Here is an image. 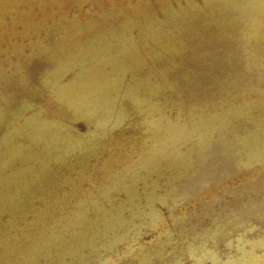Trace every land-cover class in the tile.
<instances>
[{
	"label": "rangeland",
	"instance_id": "374dc122",
	"mask_svg": "<svg viewBox=\"0 0 264 264\" xmlns=\"http://www.w3.org/2000/svg\"><path fill=\"white\" fill-rule=\"evenodd\" d=\"M75 29L81 44L101 47L108 36L119 34L138 48L144 57L141 69L154 88L160 87L156 88L160 90L156 101L161 111L142 118L132 100L121 91L115 103L116 116L109 122L108 130L113 129L118 113L124 115V123L109 132L86 124L84 119L78 120L62 108L43 84L41 74L49 68L48 58L56 52L57 44ZM168 39L178 45L179 51H158L153 41ZM0 74H4L0 79V108L6 118H14L22 100H29L33 107L24 112L26 118L42 113L47 121L61 125L63 136L102 144L97 146L99 151L94 146L64 162L50 161L44 180L54 185L53 192L47 199H40L47 188H42L43 183L32 182L36 184L33 187L40 186L33 191L32 213L1 212L0 238L9 237L16 243L17 257L22 253L32 255L26 237L35 226L43 233L56 220L68 223L70 218L60 205L54 204L56 197L66 199L68 212L74 210V203H82L95 227L92 194L108 208L127 201L125 193L114 192L110 204L101 199L102 188L105 182L122 176L127 160H139L142 153L152 148L155 134L148 130L152 120L192 128L210 115L232 111L237 112L236 117L216 124L210 135L187 133L178 146L180 150L174 147L167 151L166 154L179 153L180 162H185L187 168L175 169L166 160L161 169L140 180L138 199L129 200L121 208L127 218L134 215L136 226L130 228L133 236H139L136 242L125 241L116 251H107L100 244L105 238L98 237L97 248L84 251L83 264H102V257L111 255L119 264H142L140 253L145 251L151 261L144 264H206L205 259L212 252L218 259L209 264H224L229 258L264 257V169L254 157L247 156L241 145L253 140L261 126L264 131V0H0ZM20 74L24 80L17 78ZM71 78L72 73L66 76ZM125 79L126 85L131 82L129 76ZM10 93L14 100L8 103L4 99L10 98ZM9 123L19 120L0 122V142L11 128ZM105 131L110 135L97 142ZM208 140L212 143L204 145ZM112 143L126 146L125 152ZM120 153L124 161L113 162ZM130 179L127 176L125 181L131 184ZM153 189L157 194L173 191L167 206L160 202L154 205L163 217L158 230L149 229V217L142 214L148 206L145 195ZM64 193L69 195L64 197ZM21 194L18 196L24 205L29 204ZM42 208L49 212L42 214ZM37 210L41 214L38 218ZM124 231L120 228L116 233ZM203 234L208 238V251L191 258L190 246L202 244ZM161 243L165 245L161 247ZM130 245L134 254L124 255ZM58 258L54 254L51 260L40 259L39 264H82L72 257L63 261Z\"/></svg>",
	"mask_w": 264,
	"mask_h": 264
},
{
	"label": "bare ground",
	"instance_id": "6f19581e",
	"mask_svg": "<svg viewBox=\"0 0 264 264\" xmlns=\"http://www.w3.org/2000/svg\"><path fill=\"white\" fill-rule=\"evenodd\" d=\"M252 10L253 9H249V12L252 13ZM261 37H259L260 41L262 40ZM153 42L158 51H179L178 45L171 39L165 41L156 40ZM81 43L82 39L78 33V29L73 30L69 36L63 38V40L57 44L54 54H48L50 57L48 58L49 68L44 71L45 73L41 74L43 84L49 87L51 90L50 92H52L56 101L62 108L66 109L70 114L77 116L78 120L84 119L88 122H86V124H92L97 129L102 130H108L109 122L116 116L114 108L115 103H117L120 98L121 91L125 92V94H123L125 97H129L132 100V105L140 114L142 113V118H145L152 112L161 111L156 101L160 93V87L155 86L154 88L152 83L148 81V74L141 69L144 66V57L141 55V51L134 45L127 43L123 35L112 34L108 36L105 45L101 47H93ZM155 55V57L158 56V54ZM18 70L21 71V69ZM71 73L72 78L69 80L66 79V76ZM3 75L0 74V79ZM126 76L131 78L132 83L129 81L130 83L127 82L126 85L123 82L128 79H125ZM17 78L24 80L22 74L18 75ZM23 82L24 81H21L20 83ZM28 92H30V90ZM12 95L10 98L7 97L8 99L4 100L8 103L13 102L14 99ZM28 101L22 100L20 108L15 114L16 116L12 119L8 116V118H6L5 115L7 114L0 108V122L4 121L8 123L11 121L17 122L19 120V123H9V125H12L8 126V128H11L5 132L0 142V216L2 214L1 212L6 210L10 212L20 211V213L23 214L32 213L35 210V205L32 201L34 198L33 191L34 188L40 187H33L32 184L43 183L42 188H47V190L45 193H42L43 195L40 199L48 198L47 195L53 192L52 190L54 187L50 181L44 180L46 172L48 171L47 164H49L50 161L57 160L64 162L68 157L77 152L82 153L84 150L91 149L94 146L97 147L98 145L102 147L101 143L95 144L91 140L82 143V141H78V139L71 140L70 136H63L64 134L62 135L60 133L61 125H57L58 123L56 121L52 123L47 121L46 117H42V113L33 115L32 113L34 111H30L33 116L26 118L24 112L33 107ZM17 105L19 104H16V106ZM41 111H43V109ZM118 114L113 129H117V127L124 123V115L122 113ZM236 114L237 112L235 111L230 112V114L224 112L213 114L206 119L199 120L192 128L172 122L164 124L160 119L152 120L148 128L150 132L153 131V134H155L152 148L142 153L139 160L131 158L127 160L126 162H128V165L123 170L122 176H118L114 181L105 182L102 188L101 199L104 198L110 204L113 200L114 192L125 193L127 201H122L123 203L120 202L121 204L118 206L111 205L108 208L100 203V200L95 199L92 194L90 203L97 220L95 227L92 221L87 217L89 211L87 212L84 210L82 203H74L76 205L74 210H69L68 212V204L65 202L66 199L58 196L54 204L60 205L62 212L70 218L68 223L65 225L59 220H56L49 231L43 233L39 231L41 230L39 226H35L34 231H32L33 233H30L26 237V240L27 243L31 245L30 251L32 255H38L36 258H30L32 255L27 257V253H22L23 255L21 257H17L16 254L18 250L16 243L12 242L9 237H1L0 264H39L40 259H50L54 254L62 261L67 257H72L77 262L83 264L85 261L84 251L88 249L92 250L93 248L96 249L98 246V237L100 239L105 238L100 244L102 248L107 251H116V247L122 242L125 243V241H129L130 244L136 242L139 236L136 234L133 236L130 228L136 226L134 215L131 213V216L127 218L121 213V208L124 205H128V202H130L129 200L134 198L135 200L138 199L139 188H137V186L140 180L151 176L152 172L155 170L157 171L159 167L161 169L162 163L166 160H170L175 169L180 170L187 168L185 162H180L181 155L179 153L171 152L166 154L167 151L181 145L187 133L191 135H210L216 124H223L227 120L236 117ZM20 119L23 120L22 123ZM263 119L264 117L261 119V122ZM260 128L253 140L244 141L241 145L247 150V156L254 157L255 161L261 163L264 169V131L260 130ZM112 130L108 131L111 132ZM108 131H105L97 142L106 140L105 138L107 134H109ZM209 142L212 143V141L208 140L204 145ZM112 144L117 147V149L124 150L123 152H125L126 146ZM94 150L99 151L98 147ZM178 150H180V147H178ZM117 161H124L123 157H121V153L120 156H114L113 162ZM178 161L180 162L179 167L177 165ZM242 168L245 170L244 166H242ZM127 176L131 178V184L125 181ZM154 183L155 182L152 183L153 186H155ZM20 193L25 195L24 199L27 198L29 204L24 205V201L18 196ZM172 193L173 191L169 190L166 194H157L156 190L153 189V191L150 190V192H147L145 195L148 206L142 214L145 215L144 217H149L147 225L149 229L158 230L163 222L162 215L156 211V207L154 206L155 203L160 202L165 205L168 204L170 201L168 202L167 199L172 197ZM66 195L69 194L64 193V197ZM137 207L133 206V208ZM38 212V210L35 211V213H37L36 218L41 215L40 213L38 214ZM48 212L49 209H41L42 214H47ZM67 217L64 218L67 219ZM231 221L232 220H230V222ZM15 225H17V223H13V226ZM120 228L125 229L123 234L116 233L117 230L118 232L120 231ZM112 233L113 235H111ZM161 234H165V231H162ZM204 237L205 235L203 234L200 238L204 240L202 244L195 248L190 246L193 252L191 254L193 257L191 258L195 259L208 251L206 247L208 238L207 236V239ZM160 245L163 247L165 244L161 243ZM133 250V247L130 245L124 255H129ZM138 250H136V252ZM151 250L152 249H150V251ZM134 252L132 254H134ZM145 252L140 253V261L142 264L151 261V255L145 254ZM135 255L137 254L135 253ZM112 256L113 255L108 258L102 257V264H119ZM217 259L218 256L212 252L208 259H205L206 264L215 262ZM224 264H264V257L262 259L244 257L240 260L229 258Z\"/></svg>",
	"mask_w": 264,
	"mask_h": 264
}]
</instances>
